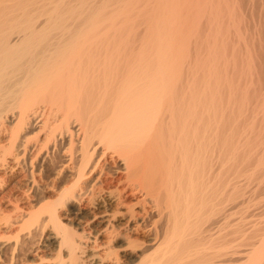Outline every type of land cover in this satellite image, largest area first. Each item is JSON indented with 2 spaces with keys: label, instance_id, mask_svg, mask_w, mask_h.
Instances as JSON below:
<instances>
[{
  "label": "bare ground",
  "instance_id": "bare-ground-1",
  "mask_svg": "<svg viewBox=\"0 0 264 264\" xmlns=\"http://www.w3.org/2000/svg\"><path fill=\"white\" fill-rule=\"evenodd\" d=\"M0 144V264H264V0H0Z\"/></svg>",
  "mask_w": 264,
  "mask_h": 264
},
{
  "label": "rangeland",
  "instance_id": "rangeland-1",
  "mask_svg": "<svg viewBox=\"0 0 264 264\" xmlns=\"http://www.w3.org/2000/svg\"><path fill=\"white\" fill-rule=\"evenodd\" d=\"M1 145V144H0ZM16 193V192H15ZM41 254V253H40ZM39 254V255H40ZM48 255V254H47ZM47 258H48V260H51V261H53V259H54V255L53 254H49L48 256H47ZM48 264H51L50 262L48 263Z\"/></svg>",
  "mask_w": 264,
  "mask_h": 264
}]
</instances>
